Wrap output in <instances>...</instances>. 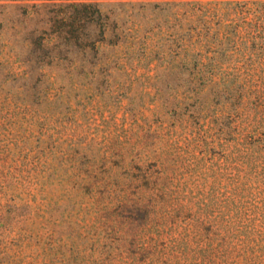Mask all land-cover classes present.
<instances>
[{
  "label": "rangeland",
  "instance_id": "1",
  "mask_svg": "<svg viewBox=\"0 0 264 264\" xmlns=\"http://www.w3.org/2000/svg\"><path fill=\"white\" fill-rule=\"evenodd\" d=\"M258 19L264 0H0V264H264Z\"/></svg>",
  "mask_w": 264,
  "mask_h": 264
},
{
  "label": "trees",
  "instance_id": "2",
  "mask_svg": "<svg viewBox=\"0 0 264 264\" xmlns=\"http://www.w3.org/2000/svg\"><path fill=\"white\" fill-rule=\"evenodd\" d=\"M77 1H85V0H77ZM69 6L87 7V6H95V4L81 2V3H71ZM71 18L72 16L68 15L67 13H60L56 15V22L63 23L64 26L67 28L66 32H70V31L75 32L76 30H74V28L72 27L73 23L69 21ZM259 20L260 19H258V21H255L251 27L254 31L260 33V35H255L252 37L253 49L249 48V50L251 49L249 54V59L251 60V63H253L256 58L258 59V61L259 60L264 61V23H262Z\"/></svg>",
  "mask_w": 264,
  "mask_h": 264
}]
</instances>
